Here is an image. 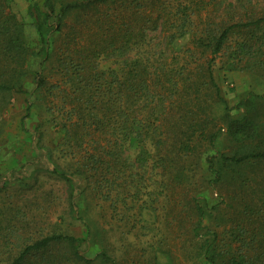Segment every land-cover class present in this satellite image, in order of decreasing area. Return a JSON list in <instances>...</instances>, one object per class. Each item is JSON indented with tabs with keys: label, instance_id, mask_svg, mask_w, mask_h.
Masks as SVG:
<instances>
[{
	"label": "rangeland",
	"instance_id": "1",
	"mask_svg": "<svg viewBox=\"0 0 264 264\" xmlns=\"http://www.w3.org/2000/svg\"><path fill=\"white\" fill-rule=\"evenodd\" d=\"M217 1L237 9L264 7V0ZM30 4L40 6L41 0H10L6 10L21 25L28 53L35 54L39 47L27 16ZM114 7L67 16L42 70L40 58H28L21 82L28 94L0 92V264H10L25 246L51 234L81 240L78 250L91 260L63 257L59 264L239 262L242 245L257 246L253 239L258 227L264 228V162L231 166L219 155L264 152V47L259 41L250 61L239 62L231 41L213 60L192 33L168 48L162 45L163 34H147L128 56L152 79L166 66L172 73L164 80L172 82L160 93L165 108L154 124L148 125L142 100L128 104L139 137L123 141L119 134H103L106 129L96 123L101 112L91 103L94 93L76 91L80 79L64 65L70 59L65 51L75 50L77 40L88 45L93 20ZM222 10L212 14L214 25L204 26L210 33L218 31ZM89 66L91 74L117 69L105 58ZM38 71L44 78L40 88ZM159 103L155 97L149 107ZM230 120L238 123L227 131ZM153 125H159L158 137ZM143 150L150 156L146 162ZM210 156L218 179L208 171ZM253 254L249 249L247 256Z\"/></svg>",
	"mask_w": 264,
	"mask_h": 264
},
{
	"label": "trees",
	"instance_id": "2",
	"mask_svg": "<svg viewBox=\"0 0 264 264\" xmlns=\"http://www.w3.org/2000/svg\"><path fill=\"white\" fill-rule=\"evenodd\" d=\"M9 2L10 0H0V92L19 95L28 94L21 84L28 73V58H40L38 66L39 71L42 70L43 65L52 58L51 45L56 42V37L63 34L67 16L74 12L96 9L100 5H115L110 13L93 20L91 41L86 40L88 45L84 46L77 40L73 42L75 50L65 51L70 59L64 65L67 70L73 69L80 79L76 91L80 89L85 93H94L96 100H91V103L94 111L101 112V118H98L96 123L106 129L103 134L108 137L119 134L123 141H128L132 135L139 137L135 130L137 117L130 113L128 104L133 100H142L141 109L148 112L146 118L150 119L148 125L154 124L163 115L165 108V98L160 93H165L168 90L166 84L172 82L164 80L172 73L166 66L161 67L163 72L152 79L148 77L147 69L138 64V60L128 56L132 47L141 39H145L147 34H163L162 45L168 48L175 40L192 33L196 44L209 49L213 60L231 41H234L236 46L233 57L239 62L250 61L259 41L264 47V7H261V10H250L244 5L237 9L230 3L224 4L216 0H62L58 3L57 0H41L40 6L30 4L27 8V16L35 27L39 47L35 54L28 53L23 44L21 25L15 21L10 9L6 10ZM221 9L223 12L219 14L225 13L224 18L221 16L218 31L210 33L204 26L214 25L212 14ZM235 33L236 38L232 40ZM54 34L57 35L55 41ZM189 53L192 54L190 51ZM97 58L111 60L117 69L91 74L89 65ZM39 71L36 73L39 80L37 88L42 87L41 84L44 83ZM208 72L211 73L209 67ZM208 78L213 85L210 75ZM155 97H158L161 103L153 109L149 106ZM29 109L30 104L26 107V116L23 117L22 123ZM230 121L227 131H232L238 123L236 120ZM109 122H114L115 125L109 126ZM146 125H143V129ZM85 131L86 136L92 135L88 128ZM152 132L158 137L159 125H153ZM211 139H214V135ZM157 145L160 146L161 141H158ZM143 153L145 156L143 155L142 161L146 162L150 156L144 150ZM219 159L231 166H240L264 162V152H242L231 157L219 155ZM207 165L208 171L218 179L213 157L207 158ZM199 212L201 221L203 213L200 208ZM80 241L71 236L51 234L25 246L10 264H30L31 258H37V264H59L63 257L74 262H90L91 260L84 258L78 250L77 243ZM253 241L257 246L248 243L242 245L245 248L242 260L238 262L234 259L230 264H264V228L258 227ZM249 249L254 252L253 256H247ZM47 252L48 259L44 258ZM100 256L109 262L104 252H101Z\"/></svg>",
	"mask_w": 264,
	"mask_h": 264
}]
</instances>
